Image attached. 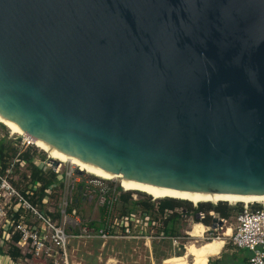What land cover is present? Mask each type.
Listing matches in <instances>:
<instances>
[{"label": "water", "instance_id": "obj_1", "mask_svg": "<svg viewBox=\"0 0 264 264\" xmlns=\"http://www.w3.org/2000/svg\"><path fill=\"white\" fill-rule=\"evenodd\" d=\"M0 114L125 178L264 197V0H0Z\"/></svg>", "mask_w": 264, "mask_h": 264}, {"label": "built area", "instance_id": "obj_2", "mask_svg": "<svg viewBox=\"0 0 264 264\" xmlns=\"http://www.w3.org/2000/svg\"><path fill=\"white\" fill-rule=\"evenodd\" d=\"M8 138H11L12 144L17 146V152L28 149L29 146L35 147L29 140L17 133L8 131ZM18 140V145L15 142ZM0 139L3 134L0 132ZM37 148V147H35ZM32 153V150L29 149ZM45 161L33 163L39 167L44 163L51 167V170L57 174V183L46 187L40 194L42 208L36 203L29 200L21 191L10 181L12 173V163L7 164L5 168L0 170V222L3 230L4 240L15 246L20 253L17 260L27 261L28 258L41 259L46 264H72L70 260L71 247L70 244L79 241L107 240L110 238L133 236L130 235L132 227L138 226L140 222L144 225L154 224V221L148 217L149 215L143 211L138 213L136 219L132 221L131 214L119 215L110 221L105 217L111 214L113 201L118 199L119 192H115L114 188L105 193H94L93 187H99L109 180L97 177L76 169L70 163L61 160H54L46 157ZM23 162L19 163V167ZM66 169L62 172L61 167ZM37 184H33L34 189ZM61 186L60 199L53 209L45 207L49 202V196L55 187ZM75 187L81 192L82 199L90 201L94 196L97 197V207L101 209L102 219L96 225L84 223L75 208L70 205V193ZM134 198V197H133ZM69 199V200H67ZM195 205V204H194ZM193 205V206H194ZM176 211V209H174ZM172 211L164 209L163 219ZM181 213V211H176ZM182 218H186L185 214H180ZM209 216L211 223L215 219V223L220 221L217 227H221L225 223V219H220L212 211H197L193 216L188 215L189 220L202 224V221ZM235 220L234 228H231L228 238L229 243L234 249L243 250L247 253L244 264H264V208L251 210L246 205L243 211L233 215ZM193 225V224H192ZM190 226V228L192 227ZM131 227V228H130ZM203 233L211 234L210 227L203 225ZM214 229V228H212ZM144 230V229H143ZM17 234V239L12 241L11 235ZM187 234V231H186ZM222 235V231L220 232ZM151 234L145 235L148 239ZM167 237L171 244H176L179 237L176 235L159 236V238ZM219 237V236H215ZM209 235L205 239H210ZM182 247L184 245H181ZM78 264L77 262H75Z\"/></svg>", "mask_w": 264, "mask_h": 264}, {"label": "rangeland", "instance_id": "obj_3", "mask_svg": "<svg viewBox=\"0 0 264 264\" xmlns=\"http://www.w3.org/2000/svg\"><path fill=\"white\" fill-rule=\"evenodd\" d=\"M2 124L0 125V132L3 134V140L5 141L6 147H10L17 151V146L12 144L13 142L11 138H8L9 130H7V128ZM18 140L19 138L16 140L17 142H15L16 145H18ZM29 149L32 150L33 161L38 163L40 160L45 161V163H49L46 162L45 159L47 156L43 151L31 146L28 147V150ZM11 157L12 156L8 155L6 159V164L12 163L10 181L17 188L24 189L27 182V178L24 177V175H26L28 172L27 166L22 165L19 167ZM41 167H43V169H51L49 165L44 163L41 165ZM65 169V166L61 167L62 172ZM60 187L61 186H56L54 188V191L49 196V202L45 204V207L50 209L56 207V203L59 201L61 196L59 195L61 191ZM113 188L115 192H127L131 200H144L147 199L146 197H148L147 200L152 204V207L148 209L146 214H148V217L154 221V224L151 223L150 225H144L142 223L143 221L140 222L138 226L132 227L130 230V235L133 236L110 238L104 241L93 240L71 243L70 260L72 261V264H76L75 262L78 264H181L183 261H187L185 263L189 264H209L208 259H217L221 254L236 253V250L229 243L228 238L224 237L229 235L231 228H234L235 226L233 212H231L230 216L226 218L224 225L221 227H217L219 225H216L217 223H215V221L213 223L209 221L207 224L210 227V231H212V233H203L202 237H200V234L204 229L203 225H199L198 222H192L189 220L188 216H186V218L179 216V218H177L173 223L175 235L181 236L179 237L176 245L171 244L167 237L159 238V236L168 235L161 232L163 226V215L158 214L156 210V204L159 199L153 198L150 195L138 191H126L116 180H109L99 187H93L95 194L103 192L105 193L106 191ZM96 199L97 197L94 196L89 202L83 200L81 192L76 190L75 187L72 189L70 193V205L75 208L80 219L84 223H89L91 221L98 223L100 219H102L101 209L97 207L98 205L96 203ZM113 202L111 214H108L105 217L106 220L109 219L110 221H113L114 218L119 217L120 214H124L125 212L127 214H131V219L133 221L137 218L138 213L141 211L140 209H142V207L138 204L131 205L129 202L121 203L118 199ZM188 202L191 206L195 204L190 201ZM237 203L226 204L237 207ZM258 204L261 205L262 202ZM244 205L246 204H240L242 208ZM246 206L249 207V204ZM262 206H264V203ZM179 210L180 208L176 209V211ZM1 224L2 221L0 222V245L5 248L9 241L4 240L5 238L4 235H2L3 230L1 228ZM191 225L192 227L190 228ZM221 231L222 235L220 234ZM148 234H151L152 237L146 239L145 235L148 236ZM207 235H209L211 238L205 239ZM215 236H219L220 239H215ZM221 241H224L223 247L218 248V243ZM181 245L184 246L182 247ZM20 262L21 263L18 264H46V262L36 258H28L27 261L20 260Z\"/></svg>", "mask_w": 264, "mask_h": 264}, {"label": "trees", "instance_id": "obj_4", "mask_svg": "<svg viewBox=\"0 0 264 264\" xmlns=\"http://www.w3.org/2000/svg\"><path fill=\"white\" fill-rule=\"evenodd\" d=\"M1 125V123H0ZM6 126V125H5ZM9 128L8 126H6ZM10 129V128H9ZM13 131V129H10ZM12 156L11 158L14 159V162L19 166L20 162H23V165L27 166V174L24 175V177L27 178V182L25 184L24 189H19L22 194L25 196H28L29 200L33 203H36L42 208L43 203L41 202L40 194L43 192V190L54 184L57 183V174H55L51 169H43V167H39L33 163L32 160V153L29 152L28 149L17 152L15 149H12L10 147H6L5 141L3 139H0V170L2 171L5 166L7 165L6 159L7 156ZM37 184V186L34 189H31L33 184ZM148 199V197H146ZM147 199L144 200H131L127 192H121L118 195V200H120L121 203L129 202L131 205H140L142 209H140L143 212H148V209L152 207V204L149 203ZM194 203V202H193ZM264 201L261 205L258 203H251L249 204V207L251 210L264 208L262 206ZM238 206H229L224 201H217L215 203H209V202H197L194 206H191L188 201L185 200H179V199H173V198H161L157 201L156 204V210L158 214H162L164 209H169L172 212L169 213L164 219H162V229L161 232L163 234L168 235H175L174 225L173 223L177 218H179L180 214L184 213L185 216L188 215H194L197 211H212L213 213H216L217 216L220 219L228 218L233 212V215L237 214L238 212L243 211V208L240 206L241 203H237ZM180 208L181 213L176 212L174 209ZM187 213V214H186ZM124 214H127L124 212ZM120 214V215H124ZM181 217V216H180ZM196 222V220L194 219ZM211 221V218L209 216H206V218L202 221L203 225H208ZM97 223L92 221L90 225H96ZM224 230V229H223ZM12 241H15L17 239V234L13 233L11 235ZM236 253H229V254H221L217 259H208L209 264H244L245 260L247 258V253L243 250L235 249ZM0 254L7 255L10 259L15 260L18 256H20L19 250L13 246L12 244L8 243L6 244V247H2L0 245ZM187 261H183L181 264H189L185 263Z\"/></svg>", "mask_w": 264, "mask_h": 264}, {"label": "bare ground", "instance_id": "obj_5", "mask_svg": "<svg viewBox=\"0 0 264 264\" xmlns=\"http://www.w3.org/2000/svg\"><path fill=\"white\" fill-rule=\"evenodd\" d=\"M0 122L3 126H8L13 131L7 128L9 132L11 133H17L24 137H26L31 144H33L35 147H37L39 150L43 151L48 158L54 159V160H61L65 161L67 163H70L76 167V169L84 171L86 173L95 175L97 177L107 179V180H116L119 182V184L124 188L126 191H138L147 195L152 196L156 199L161 198H173V199H179V200H186L190 202H217V201H224L229 204L234 203H243V204H251V203H261L264 201V197H244V196H234V195H225V194H204V193H196V192H184V191H177L173 189H167L162 187H156L153 185H149L147 183H142L133 179L125 178L120 176L119 174H114L106 169H103L99 166H96L90 162L84 161L82 159H79L77 157H74L73 155L62 151L60 149H57L54 146H51L50 144L44 142L43 140L30 136L27 133H25L16 123L9 120L8 118L4 117L0 114ZM18 131V132H17ZM20 132V133H19ZM200 225V224H199ZM215 239H220L219 237H215ZM215 243V242H214ZM222 243V246H221ZM224 244V241H221L218 243V248H222ZM217 251V250H216ZM219 251V250H218ZM109 261V260H108ZM107 261V262H108ZM110 263V262H109ZM180 264V263H179Z\"/></svg>", "mask_w": 264, "mask_h": 264}, {"label": "crops", "instance_id": "obj_6", "mask_svg": "<svg viewBox=\"0 0 264 264\" xmlns=\"http://www.w3.org/2000/svg\"><path fill=\"white\" fill-rule=\"evenodd\" d=\"M18 263L21 262L17 259L12 260L5 254H0V264H18Z\"/></svg>", "mask_w": 264, "mask_h": 264}]
</instances>
